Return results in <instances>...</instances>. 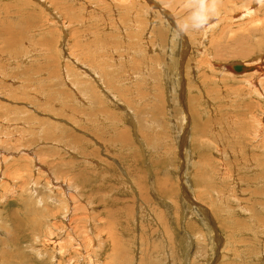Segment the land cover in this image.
<instances>
[{
    "label": "rangeland",
    "instance_id": "1",
    "mask_svg": "<svg viewBox=\"0 0 264 264\" xmlns=\"http://www.w3.org/2000/svg\"><path fill=\"white\" fill-rule=\"evenodd\" d=\"M232 1L0 0V264H264V73L217 65H264V0Z\"/></svg>",
    "mask_w": 264,
    "mask_h": 264
},
{
    "label": "bare ground",
    "instance_id": "2",
    "mask_svg": "<svg viewBox=\"0 0 264 264\" xmlns=\"http://www.w3.org/2000/svg\"><path fill=\"white\" fill-rule=\"evenodd\" d=\"M232 1V0H231ZM257 1V0H256ZM260 1V0H259ZM233 2V1H232ZM257 3H258V1H257ZM256 3V4H257ZM228 4H230V3H228ZM26 5V4H25ZM34 5V4H33ZM52 5V4H51ZM254 6H255V2H254V4H253ZM213 6V5H212ZM215 6V5H214ZM242 7V6H241ZM243 8V7H242ZM249 9H251V8H253V6L251 7V5H250V7H248ZM248 10V9H247ZM241 14V15H240ZM242 14H244V11L242 10V11H240V12H238V13H236V14H232L231 15V17H234V18H238V17H241L242 16ZM212 15V14H211ZM240 15V16H239ZM65 17V16H64ZM224 17V16H223ZM243 18V17H242ZM205 25H206V23H204ZM204 25V26H205ZM48 26V25H47ZM201 26V25H200ZM6 29V28H5ZM73 36V35H72ZM213 36H215V35H213ZM212 36V39H211V45H213V53H215V56L219 59L220 58V56L222 55V54H226V51H225V48H222V46L221 45H218V42H217V38H216V36L215 37H213ZM219 37V36H218ZM239 38H237L236 39V41L237 42H239V40H241V45H242V43L244 42V40H245V37H241L240 35L238 36ZM235 40V39H234ZM249 40V39H248ZM213 41H215L214 42V44H212L213 43ZM236 42V43H237ZM1 49V48H0ZM239 50V48H235V50L233 51V52H237ZM249 50H251V49H249L248 47H246V46H244V47H242L241 49H240V51H239V53H240V55L241 56H243V55H245L246 53H248L249 52ZM1 51V50H0ZM253 51V50H252ZM251 53V52H250ZM261 53V52H260ZM239 55V56H240ZM247 55V54H246ZM245 55V56H246ZM256 55V54H255ZM260 56V54H258V55H256L255 56V59H257L258 57ZM253 59H254V57H253ZM259 59V58H258ZM257 59V60H258ZM261 60V59H260ZM260 60H259V62H255V65H254V63L253 64H251V65H249V64H246V63H243V62H227V63H225L224 64V66L222 65V63H220V64H218L217 63V65L218 66H221L222 67V69H224L226 72H228V73H230V74H234V75H242L243 73H250L251 75H252V73L253 74H255V72L257 71L258 72V70L259 69H262L263 70V73H264V65H262V63H260ZM256 61V60H255ZM236 63H240L241 65H242V70H240V71H235L234 69H233V65L234 64H236ZM217 67V66H216ZM231 71V72H230ZM260 71V70H259ZM234 72V73H233ZM235 73H237V74H235ZM261 73V72H260ZM104 90V89H103ZM112 100H113V98H112ZM113 102H115V101H113ZM119 105V104H118ZM123 110V109H122ZM91 112V111H90ZM258 128H259V126H258ZM259 137V136H258ZM56 182V181H55ZM72 184V183H71ZM78 194V193H77ZM72 196H74V195H72ZM77 207V206H76ZM78 208V207H77ZM102 220V219H101Z\"/></svg>",
    "mask_w": 264,
    "mask_h": 264
},
{
    "label": "water",
    "instance_id": "3",
    "mask_svg": "<svg viewBox=\"0 0 264 264\" xmlns=\"http://www.w3.org/2000/svg\"><path fill=\"white\" fill-rule=\"evenodd\" d=\"M233 69L237 72L242 70V65L240 63H236L233 65Z\"/></svg>",
    "mask_w": 264,
    "mask_h": 264
}]
</instances>
